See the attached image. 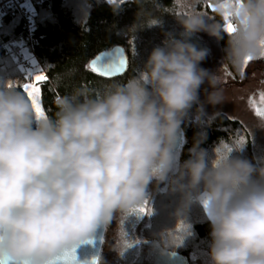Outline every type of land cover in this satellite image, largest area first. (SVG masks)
<instances>
[{
	"label": "clouds",
	"instance_id": "9594fccd",
	"mask_svg": "<svg viewBox=\"0 0 264 264\" xmlns=\"http://www.w3.org/2000/svg\"><path fill=\"white\" fill-rule=\"evenodd\" d=\"M201 2L189 0L192 11L176 17L182 39L166 34L124 83L57 96L55 118H38L23 91L0 84V261L50 264L133 214L150 185H164L178 201L176 226L152 242L161 256L174 258L195 235L188 214L199 206L211 226V264H264V163L233 155L246 143L223 139L209 154L204 134L188 159L176 152L201 86L212 89L207 103L222 102L219 77L200 67L208 50L188 38L226 37L224 59L235 67L264 58V0H212L218 20L197 10Z\"/></svg>",
	"mask_w": 264,
	"mask_h": 264
},
{
	"label": "trees",
	"instance_id": "16d2710c",
	"mask_svg": "<svg viewBox=\"0 0 264 264\" xmlns=\"http://www.w3.org/2000/svg\"><path fill=\"white\" fill-rule=\"evenodd\" d=\"M33 9L31 36L34 40L29 46L27 32L23 29L22 18L18 14L7 13L0 19V84L17 88L26 94L24 85L32 80L27 73L20 49L13 48L12 42H24L32 55L42 66L47 79L38 85L41 106L46 116L55 118L57 96L71 94L74 90L85 88L90 94L102 93L107 86L124 83L135 74L138 67L147 61L151 47L162 43L164 33L181 25L176 17L188 13L180 0H22ZM212 0H202L197 10L209 18L215 17ZM191 9L190 4L186 6ZM117 9V10H116ZM189 12V11H187ZM225 22V27H226ZM227 38L218 40L224 57ZM115 45L123 47L127 65L116 75H100L94 72L89 62L97 54ZM229 64L231 72L234 68ZM24 68V69H22ZM6 81V82H5ZM27 95V94H26ZM190 110L189 117L181 126L178 158H189L188 149L204 134L206 139L200 147L212 153L220 139L229 143L235 141L245 144L242 152L233 153L253 163H259L254 151L253 138L248 126L226 113L212 115L202 113L199 121L195 119L197 107ZM178 197L168 192L164 186L156 189L151 197L147 214V225L141 227L143 237L147 232L156 233L144 237L155 241L165 229L176 226L173 215ZM188 222L195 235L190 237L184 247L178 249V257L187 264H196L194 256L204 251L210 252L211 226L203 210L193 206L188 214ZM177 225V230H179Z\"/></svg>",
	"mask_w": 264,
	"mask_h": 264
},
{
	"label": "rangeland",
	"instance_id": "374dc122",
	"mask_svg": "<svg viewBox=\"0 0 264 264\" xmlns=\"http://www.w3.org/2000/svg\"><path fill=\"white\" fill-rule=\"evenodd\" d=\"M181 6L185 7L189 14L192 9L189 6V0H180ZM34 12V9L28 5ZM215 8V6H214ZM189 11V12H187ZM202 14V12H200ZM204 15V14H202ZM208 17V16H207ZM182 26L171 28L163 35L162 43L151 47V52L155 47L162 46L170 34L176 39H182ZM189 42L197 48L208 50V54L200 67L207 69L210 73H215L219 77L218 90L222 96V102L219 104L207 103V94L212 89L207 82L203 84L199 91V105L203 106V112L206 115L223 112L232 118H237L248 126L251 137L253 138L254 151L259 163H264V116L258 115L264 110V58H257L250 61L247 65L235 67L234 72L230 71L229 64L224 59V53L218 45V40L206 32H198L188 38ZM15 49H20L22 53L27 73L32 77L28 83L34 82V76L37 74L45 75L44 69L30 52L29 48L24 46V42H12ZM24 69V68H22ZM6 82V81H5ZM38 103L40 98L38 97ZM42 107V106H41ZM197 114V111H196ZM180 145L177 144V156ZM164 185L156 187L149 186L151 193L149 201H146L141 207H149L151 197L156 189H162ZM147 215L139 211L130 215L119 216L117 221L103 231L102 242L98 254V264H176L173 258L161 256L157 248L144 237L154 236L156 233L147 232L143 237L141 227L147 225ZM131 245V247H129ZM126 248L124 255L121 256L115 249ZM196 264H211L209 253L201 251L194 256ZM97 264V261H96Z\"/></svg>",
	"mask_w": 264,
	"mask_h": 264
},
{
	"label": "water",
	"instance_id": "95a60500",
	"mask_svg": "<svg viewBox=\"0 0 264 264\" xmlns=\"http://www.w3.org/2000/svg\"><path fill=\"white\" fill-rule=\"evenodd\" d=\"M102 55L113 57V59H123L126 61L125 66H123V70L119 73L113 72L112 75L120 74L125 70L127 65V59L125 51L120 45H115L110 49H107L97 54L89 62V66L91 69L94 62L96 67L101 66L100 61H98L97 58L101 57ZM105 71L112 70L105 69ZM103 231L97 235L96 239L85 242L76 249H71L66 252L59 253L56 257L53 258L50 264H96L102 242ZM173 259L179 264H187L186 260L182 259L181 257L175 256ZM0 264H6V262L0 261Z\"/></svg>",
	"mask_w": 264,
	"mask_h": 264
},
{
	"label": "snow or ice",
	"instance_id": "6c2138e0",
	"mask_svg": "<svg viewBox=\"0 0 264 264\" xmlns=\"http://www.w3.org/2000/svg\"><path fill=\"white\" fill-rule=\"evenodd\" d=\"M225 20L227 21V16L225 17ZM225 30L227 33H232L235 31V26L230 22L227 21ZM98 61H100V67L95 66V62L92 66V70L94 72L99 73L100 75L108 76L112 75L113 72L119 73L123 70V66H125L126 61L123 59H113V57L102 55L101 57L97 58ZM251 58L245 60L244 64L247 65L250 62ZM105 69H111L112 71H105ZM47 79V77L43 74H37L34 76V82L33 83H28L24 85V89L26 91L27 96L32 102L34 111L37 115V117H42L45 115L43 108L41 105L38 103V97L41 92V88L38 86L42 82H44ZM11 87V85H9ZM262 102H264V98H262ZM258 115L264 116V110H261ZM147 202H145V205ZM135 211H139L144 214H150V210L145 206V207H139L135 209ZM131 246V245H129Z\"/></svg>",
	"mask_w": 264,
	"mask_h": 264
},
{
	"label": "built area",
	"instance_id": "2783aa9c",
	"mask_svg": "<svg viewBox=\"0 0 264 264\" xmlns=\"http://www.w3.org/2000/svg\"><path fill=\"white\" fill-rule=\"evenodd\" d=\"M7 13L20 15L23 29L27 32L29 46L32 47L34 43L31 36L33 11L28 7V4L23 3L22 0H0V19Z\"/></svg>",
	"mask_w": 264,
	"mask_h": 264
},
{
	"label": "flooded vegetation",
	"instance_id": "af4514ba",
	"mask_svg": "<svg viewBox=\"0 0 264 264\" xmlns=\"http://www.w3.org/2000/svg\"><path fill=\"white\" fill-rule=\"evenodd\" d=\"M176 264H179L178 262H175Z\"/></svg>",
	"mask_w": 264,
	"mask_h": 264
}]
</instances>
